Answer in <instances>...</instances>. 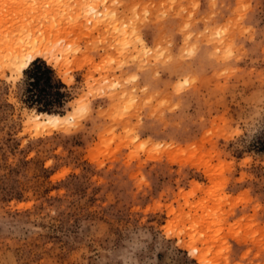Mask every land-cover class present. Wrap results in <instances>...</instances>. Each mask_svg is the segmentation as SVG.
Wrapping results in <instances>:
<instances>
[{"label": "rangeland", "instance_id": "rangeland-1", "mask_svg": "<svg viewBox=\"0 0 264 264\" xmlns=\"http://www.w3.org/2000/svg\"><path fill=\"white\" fill-rule=\"evenodd\" d=\"M0 264H264V0H0Z\"/></svg>", "mask_w": 264, "mask_h": 264}, {"label": "bare ground", "instance_id": "bare-ground-1", "mask_svg": "<svg viewBox=\"0 0 264 264\" xmlns=\"http://www.w3.org/2000/svg\"><path fill=\"white\" fill-rule=\"evenodd\" d=\"M90 22L92 23V20ZM90 22H87L86 24ZM94 25L96 28L98 23ZM62 33V30L59 27L57 28L54 24L40 28L38 34L31 37L29 41L26 42L27 44L24 48L13 52L8 63L5 65V70H9L12 75H15L14 79H16L21 77L25 69H27L29 65L38 58L47 59L50 63L52 61L59 62L56 60V54L58 53L55 47L62 39ZM64 81L68 83L66 78H64ZM69 118L70 113L64 115L55 113H38L33 117L30 123L31 126L33 125L36 129L50 130L53 126L58 127L60 124L68 121ZM195 249L197 250L198 248ZM197 258L203 260L202 255H199Z\"/></svg>", "mask_w": 264, "mask_h": 264}, {"label": "trees", "instance_id": "trees-1", "mask_svg": "<svg viewBox=\"0 0 264 264\" xmlns=\"http://www.w3.org/2000/svg\"><path fill=\"white\" fill-rule=\"evenodd\" d=\"M29 78V97L41 103L39 111L61 112L67 102L66 85L44 61L37 59L25 72ZM54 107L58 109H53Z\"/></svg>", "mask_w": 264, "mask_h": 264}]
</instances>
